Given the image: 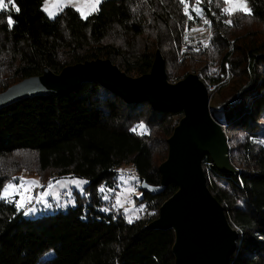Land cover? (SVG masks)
Instances as JSON below:
<instances>
[{
  "label": "trees",
  "instance_id": "trees-1",
  "mask_svg": "<svg viewBox=\"0 0 264 264\" xmlns=\"http://www.w3.org/2000/svg\"><path fill=\"white\" fill-rule=\"evenodd\" d=\"M6 1L0 91L45 67L59 72L97 57L140 75L150 70L158 48L170 80L196 72L205 81L209 60L229 62L233 78L226 91L220 87L221 108L212 111L226 124L237 171L222 172L214 163L207 182L240 232L230 264H264V0H246L250 14L224 13L225 0H102L87 19L74 6L51 17L44 0ZM197 24L209 42L179 60L184 33ZM181 116L148 100L128 101L97 80L1 107L0 197L22 171L43 185L67 175L88 183L84 193L75 191L74 203L41 214L27 209L33 201L20 208L15 198H0V264H181L173 252L174 229L147 226L177 183L160 193L141 187L136 202L145 206L136 217L114 204L115 191L106 197L101 189L117 186L123 163H132L140 179L159 183V164ZM210 161L203 157L205 171Z\"/></svg>",
  "mask_w": 264,
  "mask_h": 264
},
{
  "label": "water",
  "instance_id": "water-1",
  "mask_svg": "<svg viewBox=\"0 0 264 264\" xmlns=\"http://www.w3.org/2000/svg\"><path fill=\"white\" fill-rule=\"evenodd\" d=\"M92 80L128 101L148 100L157 109L182 112L168 138V155L159 164L160 182L141 179L140 186L151 193H160L170 182L178 185L147 226L174 229L178 263L230 264L240 232L208 185L203 157L210 155L222 172L235 173L237 167L222 122L212 111L211 93L198 73L170 80L159 48L150 70L140 75L128 74L111 58L97 57L69 64L59 72L45 67L40 74L22 78L0 91V108L25 97L66 93Z\"/></svg>",
  "mask_w": 264,
  "mask_h": 264
},
{
  "label": "rangeland",
  "instance_id": "rangeland-1",
  "mask_svg": "<svg viewBox=\"0 0 264 264\" xmlns=\"http://www.w3.org/2000/svg\"><path fill=\"white\" fill-rule=\"evenodd\" d=\"M102 1V0H101ZM46 0L43 1V9L45 6ZM49 4H57L56 8L52 10L55 11L57 15L63 8L66 6H73L72 4L64 5L63 3H58V0H47ZM242 0H234V3H240ZM246 3V7L249 8L246 0H243ZM4 3L8 4L6 0ZM77 3L83 4L85 0H77ZM100 5V4H99ZM99 7V6H98ZM76 8V7H75ZM45 11V10H44ZM46 12V11H45ZM48 15L49 13L46 12ZM50 16V15H49ZM54 17V16H51ZM130 31V30H129ZM230 85H226L222 90L226 91ZM220 95H216L213 99L214 104H219ZM264 123V117L262 118ZM140 126V125H139ZM138 126V128H139ZM140 130L145 129L144 127ZM264 132V130H263ZM264 135H261V137ZM238 137L240 134L238 133ZM229 140V139H228ZM20 177L23 178V181L19 182H9L19 185L22 182H31L37 181L38 184L30 185V191L25 193L26 203L33 201V204L29 205L27 209H31L35 214H41L44 212L54 211L59 208H65L68 205L74 203L75 201V191L84 193L88 179L80 176L67 175L59 177L54 181H51L45 185L40 181L39 177L35 174H30L26 171L19 173ZM117 186L113 189H106L105 186H101L105 196H109L111 192H116L114 197V204L118 207H122L126 212V215L129 217L140 216L144 210V204L136 202L137 197L142 195L141 189V179L139 178L136 169L132 163H123L118 167V178ZM7 183L5 187L9 184ZM4 187V188H5ZM4 190V189H3ZM29 197H31L29 199ZM13 198V197H12ZM17 201L20 200V194L17 193L14 197Z\"/></svg>",
  "mask_w": 264,
  "mask_h": 264
},
{
  "label": "built area",
  "instance_id": "built-area-1",
  "mask_svg": "<svg viewBox=\"0 0 264 264\" xmlns=\"http://www.w3.org/2000/svg\"><path fill=\"white\" fill-rule=\"evenodd\" d=\"M203 33H206L203 34ZM209 42V35L206 32V29L203 25L197 24L187 29V32L184 33V38L181 41V51L179 53V60L187 58L192 53H199L205 49L206 45ZM205 77V76H204ZM233 78V72L231 70L230 64L228 61L224 62L221 60L217 62L215 60H209L207 78L205 80L208 89L211 93L210 104L213 106V99L218 95L220 87L230 83ZM214 109H220V104H214ZM223 128L226 130V124L222 122ZM214 161L207 163L206 171L210 175L212 171V165ZM207 176V174H206ZM210 178V176H209ZM30 203V202H28Z\"/></svg>",
  "mask_w": 264,
  "mask_h": 264
},
{
  "label": "snow or ice",
  "instance_id": "snow-or-ice-1",
  "mask_svg": "<svg viewBox=\"0 0 264 264\" xmlns=\"http://www.w3.org/2000/svg\"><path fill=\"white\" fill-rule=\"evenodd\" d=\"M12 2V0H10ZM227 3V7L223 8V12L227 14H232L235 11L242 10L243 12L250 14V9L246 7V3L240 2V3H234V0H225ZM58 3H63L64 5L72 4L74 7L77 8V10L81 13V15L87 19L88 15H90L93 12L99 11V4L101 3V0H85V3L80 4L77 3V0H58ZM57 4H49L46 0L44 10L49 13L50 16H55V11H53V8H56ZM8 7L7 4L4 3V0H0V9H6ZM16 12H19L20 9L18 7L15 8ZM199 11V9H197ZM11 23V20L9 21ZM226 23H231L230 20L226 21ZM144 126L141 124L139 128H143ZM137 129H133V131H136ZM17 178L13 177V180ZM21 181H23V178H19ZM32 184H38L37 181H31V182H22L19 185H16L14 183H9L3 190V196L0 198H7V197H15L17 193L20 194V200L16 201L17 207L23 208L26 200H25V193L30 191V185ZM31 197H29L30 199ZM31 211V209H29Z\"/></svg>",
  "mask_w": 264,
  "mask_h": 264
}]
</instances>
